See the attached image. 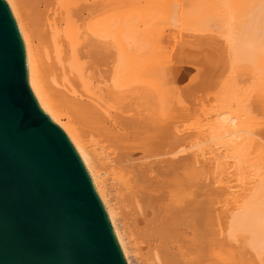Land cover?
Returning a JSON list of instances; mask_svg holds the SVG:
<instances>
[{
  "label": "bare ground",
  "instance_id": "6f19581e",
  "mask_svg": "<svg viewBox=\"0 0 264 264\" xmlns=\"http://www.w3.org/2000/svg\"><path fill=\"white\" fill-rule=\"evenodd\" d=\"M5 1L125 263L264 264V0Z\"/></svg>",
  "mask_w": 264,
  "mask_h": 264
},
{
  "label": "water",
  "instance_id": "95a60500",
  "mask_svg": "<svg viewBox=\"0 0 264 264\" xmlns=\"http://www.w3.org/2000/svg\"><path fill=\"white\" fill-rule=\"evenodd\" d=\"M0 264H126L72 143L37 103L0 0Z\"/></svg>",
  "mask_w": 264,
  "mask_h": 264
}]
</instances>
